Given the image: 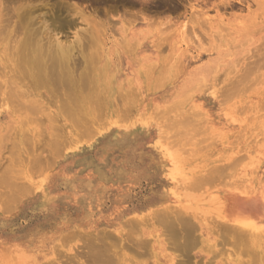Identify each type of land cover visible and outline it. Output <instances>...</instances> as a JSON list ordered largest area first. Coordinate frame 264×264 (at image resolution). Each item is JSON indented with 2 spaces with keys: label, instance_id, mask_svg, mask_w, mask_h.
I'll use <instances>...</instances> for the list:
<instances>
[{
  "label": "rangeland",
  "instance_id": "1",
  "mask_svg": "<svg viewBox=\"0 0 264 264\" xmlns=\"http://www.w3.org/2000/svg\"><path fill=\"white\" fill-rule=\"evenodd\" d=\"M40 1L73 24L62 29L53 21L61 38L77 47L74 80L83 85L86 103L98 106L95 96L110 75L125 94L114 95L116 106L98 107L101 115L96 110L98 118L93 115L95 122L84 127L97 132L84 130L85 135L84 124L78 126L65 110L74 89L61 84L63 74L53 72L51 78L49 59L42 63L49 80L32 78L38 68L28 66L19 50L18 3L0 0V264H264V231L258 243L247 240L244 248V239L223 229L221 221L213 224L212 213L213 219L202 213V221L198 212L187 221L193 229L175 231L182 217L164 207L165 194L181 185L164 176L166 162L154 145L158 139L190 175L189 194L242 185L264 190V0L29 4L40 7ZM94 53L100 54L94 68L85 66L83 55ZM131 96L136 98L129 102ZM108 119L138 123L125 131ZM177 122H189L194 131ZM102 124L105 129L97 128ZM166 211L178 228L168 224ZM249 247L257 252L249 253Z\"/></svg>",
  "mask_w": 264,
  "mask_h": 264
},
{
  "label": "bare ground",
  "instance_id": "2",
  "mask_svg": "<svg viewBox=\"0 0 264 264\" xmlns=\"http://www.w3.org/2000/svg\"><path fill=\"white\" fill-rule=\"evenodd\" d=\"M34 1H37V0H14V2L17 4V6L14 8V11H15V15H16V17H17V20H18V24H19V28H21V30H22V33H23V37L21 38V44L19 45V50L21 51V53H22V55H23V61L25 62V63H27V64H29L28 66H37V70L35 71V73L33 74V76L34 77H32V78H35V80H36V82H37V80H40V81H45V80H49V78H47V79H45L46 77H47V75L48 76H51V74L53 73V72H56V76H57V74H59V76L61 77V75L63 74V78H65L64 79V81L62 82L61 81V78H60V80H59V78H58V81H56V79H55V81L56 82H59V81H61V84L62 83H67V85L69 86L70 85V88H73L74 90H73V92H72V101H70V103L69 102H67V106H65V110H68V112L69 113H71V115L75 118V119H73V121L75 120V122H79V124H78V126H80L81 124L80 123H82V124H84V126L83 125H81L82 127H83V131L84 130H86V128H89V126H88V124H90V122L92 121H94V119H93V117L95 116L94 115V112L97 110V112H95V113H97L98 114V116H100L101 114H99L98 113V107L100 108V109H108V108H110V107H112V105L113 106H116V105H114V95L117 93H119L118 94V96L119 97H122V95H124L125 94V92H123V91H121L122 89V87L119 85V84H117V83H115L114 82V76L113 75H110L109 77H108V81L107 82H105L104 84H103V88H102V90L100 91V92H98L97 94H96V96H95V100H96V102H97V105L98 106H96V103H94V101L93 100H91V101H93V103L95 104L94 105V107H92V106H89L87 103H86V94H83L81 91H80V89H79V87L80 86H83L82 84H78L79 83V81L78 82H75V72H73V69H75V71H76V68L77 67H75V65L74 64H76V62L74 63L73 61H74V59H75V57H74V53H73V51L75 52L76 51V46H75V44H74V46H73V44H72V42H68V41H66V40H63L61 37L62 36H60L59 35V33L60 32H56V30L54 29V28H56L57 27V25L60 27V28H64V29H66V28H71L72 26H73V24L71 23V22H68V21H62L60 18H59V13H57V12H54L53 10H51V12H48L47 10L49 9H51L49 6H48V4H45V3H43V5H42V3H41V1H40V3H41V5H40V7L38 6V7H32L29 3H31V2H34ZM20 2H22V3H20ZM15 4V5H16ZM14 5V4H13ZM55 8V7H54ZM116 9V8H115ZM115 13V12H114ZM55 21H58V24L57 25H55L54 26V22ZM53 23V24H52ZM17 24V25H18ZM52 26H54V27H52ZM78 29H80V28H78ZM78 29L76 30L77 32H78ZM85 28H83V29H81V30H84ZM58 30V29H57ZM86 30V29H85ZM77 32H76V34H77ZM74 35V41L76 40L77 42H78V44H77V46L79 45V43H80V41H79V36L77 37V35ZM77 37V38H76ZM45 38H47V42L44 44V42L45 41H43ZM75 41V42H76ZM93 41V40H92ZM91 41V42H92ZM136 42V41H135ZM93 43V42H92ZM47 44V45H46ZM94 44H95V41H94ZM46 45V46H45ZM98 45V44H97ZM91 46H93V45H91ZM12 47V46H11ZM74 47V48H73ZM76 47V48H75ZM79 47H80V45H79ZM89 47V46H88ZM95 47H96V45H95ZM90 48V47H89ZM99 48V47H98ZM75 49V50H74ZM90 50V49H89ZM80 51H81V49H80ZM99 51V50H98ZM97 51V52H98ZM10 52V51H9ZM74 54V55H73ZM9 55V54H8ZM82 55V54H81ZM99 56H100V54H98ZM97 54H90V56L88 57V56H86L85 57V55H83V64L85 65V66H87V67H90V68H94V65H95V62H96V60H97V56H98ZM194 56H192V58H193ZM99 58V57H98ZM46 59H49V61H50V63H51V66H52V68H51V71H50V73L48 72V69L46 68V64H42V63H44V61L46 60ZM19 60V59H18ZM24 63V64H25ZM80 63V62H79ZM82 63V62H81ZM105 63V62H104ZM45 67H44V66ZM74 65V66H73ZM149 66H151L150 64H148ZM147 65V67H149ZM179 65H180V63H179ZM104 66V65H103ZM153 66V65H152ZM73 67H75V68H73ZM180 67V66H179ZM105 68V67H104ZM150 68V67H149ZM153 68V67H152ZM20 69V68H19ZM103 69V68H102ZM32 70V69H31ZM146 70H147V68H146ZM24 71V70H23ZM33 71V70H32ZM82 71H83V69H82ZM104 71V70H103ZM143 71H145V70H143ZM150 71V70H149ZM25 72V71H24ZM80 72V71H79ZM64 73H65V75H66V77H64ZM148 73V72H147ZM50 74V75H49ZM54 74V73H53ZM53 74H52V76H51V78H53V77H55V76H53ZM72 74H73V76H72ZM84 74H85V72H84ZM55 75V74H54ZM78 75H79V79L81 78L80 76L81 75H83V73L80 75V73H78ZM95 75L96 76H98V72H96L95 73ZM146 75V74H145ZM175 75V74H174ZM75 76V77H74ZM57 78V77H56ZM77 78V77H76ZM92 78V77H91ZM129 79V78H128ZM66 80V81H65ZM74 80V81H73ZM50 81H51V79H50ZM87 81V80H86ZM131 81V80H130ZM35 82V83H36ZM53 82V81H52ZM32 83V82H31ZM34 83V84H35ZM39 83H41V82H39ZM51 83V82H50ZM64 83V84H65ZM77 83V84H76ZM87 83H88V81H87ZM98 84H99V82H97ZM14 84H16L15 82H14ZM37 84V83H36ZM46 84H47V82H46ZM63 84V85H64ZM199 84V83H198ZM201 84V83H200ZM37 85H39V84H37ZM66 85V86H67ZM86 85V84H85ZM40 86V85H39ZM42 86V85H41ZM43 86H46V85H44L43 84ZM48 86V85H47ZM52 86H53V84H52ZM65 85L64 86H62V88L63 89H65L64 87H66ZM133 86V85H132ZM56 87V86H55ZM89 87V86H88ZM92 87V86H91ZM57 88V87H56ZM99 88V87H98ZM125 88V87H124ZM131 88V87H130ZM128 89V88H127ZM131 89H133L134 90V88H131ZM53 90H54V88H53ZM66 90V89H65ZM65 90L63 91L64 93H65ZM85 90H87V89H85ZM72 91V90H71ZM83 91H84V89H83ZM132 91V90H131ZM131 91H130V93H131ZM135 91V90H134ZM15 92V91H14ZM87 92V91H86ZM85 92V93H86ZM17 93V92H16ZM62 93V92H61ZM67 93V92H66ZM127 93V92H126ZM128 93H129V91H128ZM135 93V92H134ZM136 94V93H135ZM68 95V94H67ZM121 95V96H120ZM139 95V94H138ZM93 96V95H92ZM135 96V95H134ZM70 97V96H69ZM115 97H116V95H115ZM128 97H129V95H128ZM127 97V100L129 99V102H130V99L132 98H136V97H130V98H128ZM68 98V97H67ZM118 98V97H117ZM69 99V98H68ZM91 99H93L92 97H91ZM120 99V98H119ZM119 99H118V103H120L119 102ZM122 99H123V97H122ZM122 99H120V100H122ZM131 99V100H132ZM133 101V100H132ZM134 101H136V99H134ZM177 101V100H176ZM176 101H174V102H176ZM179 101V100H178ZM182 101V100H181ZM128 102V101H127ZM174 102H172V103H174ZM180 103V102H179ZM65 104V103H64ZM90 104V103H89ZM121 104V103H120ZM128 104V103H127ZM131 104H133L134 105V103H131ZM173 105V104H172ZM171 105V106H172ZM179 105H181V104H179ZM177 106V107H180V106ZM32 106H34V105H32ZM118 106H119V104H118ZM126 106V105H125ZM170 106V105H169ZM170 106V107H171ZM97 107V108H96ZM29 108V107H28ZM34 107H32V108H30V109H33ZM61 108V107H60ZM120 108H122V107H119L118 108V110L120 111ZM166 109V108H165ZM61 110V109H60ZM62 110H64V109H62ZM64 110V111H65ZM122 110H124L123 108L121 109V112H122ZM126 110H128V109H126ZM131 110H134V108L133 109H131ZM99 112H100V110H99ZM121 112H119L120 113V117L122 118L123 116H124V114L125 113H122V116H121ZM123 112H125V111H123ZM126 112H128V111H126ZM131 112V111H130ZM194 112H196L195 110L193 111V113ZM61 113H62V111H61ZM66 114V113H65ZM126 114H128V116H129V113H126ZM94 115V116H93ZM186 115H188V114H186ZM190 115V114H189ZM64 116H66V115H64ZM97 116V115H96ZM95 116V118H98V116L96 117ZM126 116V115H125ZM185 117H187V116H185ZM191 116H189V118H190ZM194 117V116H193ZM192 117V118H193ZM102 118V117H101ZM120 118V119H121ZM130 118V117H129ZM188 118V117H187ZM192 118H190L191 120H189L190 122L192 121ZM104 119V118H103ZM102 119V120H103ZM126 119H127V116H126ZM184 119V118H183ZM182 119V120H183ZM98 120V119H97ZM114 120V119H113ZM119 120V119H118ZM193 120H194V118H193ZM196 120H197V117H196ZM200 120H201V118H200ZM200 120H197V121H199V123H200ZM105 121H109V119L108 120H105ZM120 121V120H119ZM121 121H123V119L121 120ZM124 121H125V119H124ZM177 121V120H176ZM178 121H180V120H178ZM183 121H186V119H184ZM95 122V121H94ZM110 122V121H109ZM101 123V122H100ZM105 123V122H104ZM108 123V122H107ZM136 123H138L137 121H129V120H126L125 122H118L117 121V119L115 120V121H112V122H110V124H112L114 127H116V129H123V130H125V131H127L128 129H130L131 127H133ZM176 123V122H175ZM177 123H179V122H177ZM181 123V126H182V123H185L186 124V122H180ZM179 123V124H180ZM197 123V122H196ZM72 124H73V122H72ZM94 124V123H93ZM187 124H189V122L187 123ZM186 124V126H188ZM86 125V126H85ZM95 125V124H94ZM97 125V124H96ZM103 125H105V124H102V125H100V126H103ZM109 125V124H108ZM173 125V124H172ZM176 125H178V124H176ZM184 125V124H183ZM193 125H194V121H193ZM192 125V126H193ZM74 126V125H73ZM92 126V125H91ZM90 126V127H91ZM174 126V125H173ZM77 127V126H76ZM84 127H86V128H84ZM189 128H190V126H188ZM79 128V127H78ZM78 128H77V130H78ZM97 128H99V129H102V128H104V126L103 127H97ZM182 128H184V127H182ZM194 128H195V125H194ZM194 128H190L191 130H193ZM82 129V128H81ZM105 129V128H104ZM103 129V130H104ZM133 129V128H132ZM169 129V128H168ZM179 129V128H178ZM185 129V128H184ZM183 129V130H184ZM90 130H91V128H90ZM90 130H86V131H88V135H89V133L91 132ZM93 130V129H92ZM167 130V129H166ZM186 130V129H185ZM82 131V132H83ZM86 131H84V134L86 135ZM90 131V132H89ZM99 131V130H98ZM129 131V130H128ZM175 131V130H174ZM177 131V130H176ZM194 131V130H193ZM97 131H95L94 133H96ZM179 132V131H178ZM177 132V133H178ZM180 132H183V131H181L180 130ZM179 132V133H180ZM93 133V131H92V133H90V134H94ZM99 133V132H98ZM170 133V132H169ZM185 133V132H184ZM183 133V134H184ZM80 134H82L81 132H80ZM79 133H78V135H77V137H79L80 138V136H82V135H80ZM166 134H168V133H166ZM170 134H172V133H170ZM187 134V133H186ZM188 134H189V132H188ZM193 133H190V135H192ZM80 135V136H79ZM85 135H83V136H85ZM88 135H87V137H88ZM164 135H165V132H164ZM172 135H174V134H172ZM177 134L175 133V135L174 136H176ZM180 135V134H179ZM178 135V136H179ZM168 136H170V135H168ZM166 137V136H165ZM173 138V137H172ZM132 139V138H131ZM126 140V139H125ZM129 141V140H128ZM168 142H171V141H168ZM173 143H175V142H173ZM176 144V143H175ZM154 145L156 146V147H158L159 149H160V152L162 153V155H163V157H164V159H165V165L163 166V170H164V176L166 177V178H169V179H172V182H173V180H175V185H177L176 184V182L178 181L179 183H180V185L181 186H179V187H181L180 188V190H178L179 188H178V186H175V188H172V189H168L169 191L165 194V204H164V207L165 208H167V209H172V207H174L172 210L173 211H175L178 215H180L181 217H182V220H180V221H182L180 224H182L183 223V226H181L180 228H178L180 225L177 223V221L175 220V219H173V221L175 222V223H177V228L178 229H176V227L174 228L173 227V225H172V228L173 229H176L175 231L177 232V230H181V228L183 227H185V229H183L182 231H189L192 227H194L193 225H191V223H189V225H191L190 227H188V218H190V217H194V212H195V216H196V214H198L199 213V215H197V216H200L201 215V217H199V220L200 219H202V221H206V218H204L203 217V215H202V213L203 214H205L204 216H208V214H213V216H215V218H214V220L217 218L218 220H213V224H215V222L216 221H221V222H219V223H221L223 226L222 227H224L223 229H225V230H227V231H229L230 233H232V235H235V237L237 236L238 237V239H241V241L240 242H242V240L244 239H246V241H244L243 240V243H246L247 242V240H249L250 241V244L251 243H253L254 245H255V243H258L259 242V240H260V237H259V233L261 232V231H264V190H261L260 192H257V191H255V190H253L250 186H240V187H238V189L236 188L235 189V187H234V189H233V187L231 186L230 188L231 189H233V190H223V191H211V192H206L205 190V192H206V194H204V191H200V192H198L200 195L199 196H197L198 194H196V192H195V195L196 196H194L193 195V193L192 194H189L188 192H187V188H185V186H186V183L188 182V180H191V177H190V175H187L186 173H185V171H183L176 163V161L174 160V158L170 155V153L168 152V150L164 147V145H162L161 143H160V141L157 139L155 142H154ZM207 174V173H206ZM209 174V173H208ZM198 175V174H197ZM201 175L202 174H200L199 176H197L198 178L199 177H201ZM210 175V174H209ZM208 176V175H207ZM194 177H196V176H193V178ZM208 178V177H207ZM197 179V178H196ZM205 179V178H204ZM244 178H242V180H243ZM247 178L245 177V179L244 180H246ZM193 180H195V179H193ZM200 180V179H199ZM238 180V179H237ZM197 181H198V179H197ZM197 181H195V182H197ZM177 182V183H178ZM235 182V181H234ZM222 183V182H221ZM226 183H229V182H226ZM236 183H237V181H236ZM44 184L45 183H43V184H41V185H39V186H37L35 189H34V192H36L37 193V191H42L43 190V187H44ZM219 184V183H218ZM239 184V183H238ZM193 185V183L191 184V186ZM198 185V184H197ZM227 185V184H226ZM225 185V186H226ZM233 185H235V184H233ZM237 185V184H236ZM261 185H262V183H261ZM47 186V185H46ZM228 186V185H227ZM229 186H230V184H229ZM186 187H188V186H186ZM213 187V186H212ZM212 187H210V188H212ZM242 187V188H241ZM48 189V188H47ZM190 189V188H189ZM229 189V188H228ZM201 192H203V194L201 193ZM38 194V193H37ZM73 195V194H72ZM81 195V194H80ZM179 207V208H178ZM159 209V208H158ZM158 209L157 210H154L155 211V213H156V211H158ZM180 209V210H179ZM177 210V211H176ZM172 211V212H173ZM191 211V214L189 213ZM160 214H161V212L162 211H158ZM196 212H198V213H196ZM208 212H210V213H208ZM201 213V214H200ZM164 214V213H163ZM188 214V215H187ZM207 214V215H206ZM155 215H157V214H155ZM164 215H167V217H168V215H169V222H168V224L170 223V225L173 223V221L172 220H170V217L172 216V214H169V212L168 211H166V214H164ZM163 215V216H164ZM171 215V216H170ZM182 215H184L186 218H187V220L184 218V216H182ZM158 216H160V215H158ZM162 216V215H161ZM176 216V215H175ZM143 218V215H141L139 218ZM157 217V216H156ZM173 217V216H172ZM209 218H211V219H213L212 218V216L210 217V216H208ZM131 218V217H130ZM128 219V220H130L129 222H133V217L131 218L132 219V221H131V219ZM161 218V217H160ZM165 218H166V216H165ZM134 219H137V218H134ZM172 219V218H171ZM179 219V218H178ZM197 219V218H196ZM137 220H139V219H137ZM142 220H144V219H142ZM166 220V219H165ZM135 221V220H134ZM123 222H126V221H123ZM136 222H140V221H135V223ZM167 222V221H166ZM199 222V221H198ZM134 223V222H133ZM175 223H173V224H175ZM194 223V222H193ZM202 223V222H201ZM209 223V222H208ZM136 225V224H135ZM216 225V224H215ZM218 225H220V224H217V227L216 226H214V227H216L217 229H221V228H219L218 227ZM165 226V225H164ZM168 226V225H167ZM212 226V227H213ZM213 227V228H214ZM195 228H197V227H195ZM195 228H194V230H195ZM171 229V228H170ZM193 229V228H192ZM216 229V230H217ZM167 230V229H166ZM213 230V229H212ZM77 231V230H76ZM76 231H74V233L72 232V234H75V232ZM101 231H102V229H101ZM78 232H79V230H78ZM78 232H76V233H78ZM103 232V231H102ZM102 232H101V235H103L102 234ZM104 233V232H103ZM168 233V232H167ZM178 233H180V232H178ZM191 233L192 232H190V234L189 235H191ZM194 233H196V232H194ZM70 234H71V231H70ZM91 234V233H90ZM105 234V233H104ZM175 234V233H174ZM181 234V233H180ZM183 234H185V232L183 233ZM197 234V233H196ZM66 235H69V234H67L66 233ZM65 235V236H66ZM101 235H99L100 237H102ZM106 235V234H105ZM170 235V234H169ZM182 235V234H181ZM183 237H184V235H182ZM185 236H188V235H185ZM192 236V235H191ZM201 236V235H200ZM199 236V237H200ZM99 237V238H100ZM106 237V239H107V236H105ZM108 237H112V235L110 234V236L108 235ZM114 237V236H113ZM172 237V236H171ZM180 237V236H179ZM183 237H181V238H183ZM193 237V236H192ZM236 237V238H237ZM66 238V237H65ZM97 238V237H96ZM102 238H104V237H102ZM264 238V237H263ZM106 239H105V242H106ZM177 239V238H176ZM190 239H191V237H190ZM200 239V238H199ZM109 240V239H108ZM110 240H112L111 238H110ZM173 240H175L174 238H173ZM178 240H180V238L178 239ZM189 240V239H188ZM201 241H202V238L200 239ZM98 241V240H97ZM103 241V240H102ZM138 241V240H137ZM175 241H177V240H175ZM185 241V240H184ZM194 241H195V239H194ZM199 241V240H198ZM104 242V241H103ZM187 242V241H186ZM262 242V241H261ZM95 243H97V242H95ZM98 243H99V241H98ZM98 243H97V245H98ZM107 243H108V241H107ZM114 243V242H113ZM141 243V242H140ZM176 243H178V242H176ZM182 243H183V241H182ZM102 244V243H101ZM181 244V242L178 244V245H180ZM184 244V243H183ZM242 244V243H241ZM104 245H106L105 243H104ZM110 245H112V243L110 242ZM175 245V244H174ZM178 245L176 246V247H178ZM243 245V244H242ZM247 245V243L246 244H244L243 246H244V248L245 247H247L246 246ZM253 245V246H254ZM99 246V245H98ZM107 246H109V245H107ZM191 246V245H190ZM189 246V247H190ZM257 246V245H256ZM100 247H104L103 245L102 246H100ZM195 247V246H194ZM91 248V247H90ZM106 248V247H105ZM179 248V247H178ZM183 248V247H182ZM193 248V247H192ZM93 249H95V247L93 248ZM181 249V248H180ZM249 250L251 249V252H249V253H251L252 254V250H254V252L256 251L257 252V249H258V247H257V249L254 247V249L252 248V247H249L248 248ZM247 249V250H248ZM256 249V250H255ZM104 250V249H103ZM183 250V249H182ZM188 250H189V248H188ZM94 251V250H93ZM105 251V250H104ZM104 251H102V252H104ZM242 251V250H241ZM248 252V251H247ZM105 253H106V251H105ZM249 253H248V255H249ZM92 254V253H91ZM93 254H95V253H93ZM92 254V256H94ZM91 256V257H92ZM250 256V255H249ZM100 257V256H99ZM106 257H108V256H105L104 258H106ZM253 258V257H252ZM107 259V258H106ZM109 259H110V257H109ZM254 259V258H253ZM255 261V260H254ZM256 262V261H255ZM118 263V262H117ZM203 264V263H202Z\"/></svg>",
  "mask_w": 264,
  "mask_h": 264
}]
</instances>
